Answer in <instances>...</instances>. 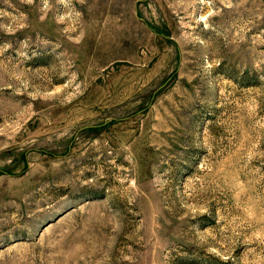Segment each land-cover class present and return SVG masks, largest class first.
<instances>
[{"label": "rangeland", "instance_id": "374dc122", "mask_svg": "<svg viewBox=\"0 0 264 264\" xmlns=\"http://www.w3.org/2000/svg\"><path fill=\"white\" fill-rule=\"evenodd\" d=\"M0 264H264V0H0Z\"/></svg>", "mask_w": 264, "mask_h": 264}]
</instances>
